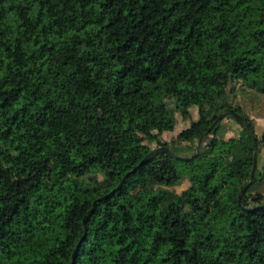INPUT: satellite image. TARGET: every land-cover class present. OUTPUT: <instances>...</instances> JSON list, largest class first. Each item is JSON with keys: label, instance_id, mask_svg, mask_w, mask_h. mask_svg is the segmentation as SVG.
<instances>
[{"label": "trees", "instance_id": "1", "mask_svg": "<svg viewBox=\"0 0 264 264\" xmlns=\"http://www.w3.org/2000/svg\"><path fill=\"white\" fill-rule=\"evenodd\" d=\"M238 81L264 94V0H0V264H264L254 141L210 129L254 130ZM194 105L198 155L138 165Z\"/></svg>", "mask_w": 264, "mask_h": 264}, {"label": "rangeland", "instance_id": "2", "mask_svg": "<svg viewBox=\"0 0 264 264\" xmlns=\"http://www.w3.org/2000/svg\"><path fill=\"white\" fill-rule=\"evenodd\" d=\"M228 89L232 90L227 96V101L233 105H238L241 111L253 120L254 133L256 137L262 138L264 135V94H259L254 90L247 89L240 81L235 82L234 85H230ZM186 93L189 96H192L190 90H187ZM193 97L194 99L198 98L197 95H194ZM189 112L191 116L187 120L183 119L180 113L176 114V124L173 131L157 132L159 139L162 142L167 143V147L181 157L188 153L185 149V145H187L189 141L188 138L192 137L197 130L202 128L198 123L199 111L197 106H191ZM192 122L193 125H191ZM237 122L238 121L233 116L224 118L221 127L217 132V136L230 141L238 140L243 129L238 124L239 122ZM178 134H180L179 138ZM154 145L155 144L153 143L141 144L137 150L135 158H143V156L148 153V148H152ZM257 167L259 169H264V147L261 148L260 153L257 155ZM188 186L189 182L186 179H183L178 185H175L170 189L181 194ZM137 188L138 187L135 189ZM262 201H264V198L255 193L243 198L244 206L249 207L257 205Z\"/></svg>", "mask_w": 264, "mask_h": 264}, {"label": "water", "instance_id": "3", "mask_svg": "<svg viewBox=\"0 0 264 264\" xmlns=\"http://www.w3.org/2000/svg\"><path fill=\"white\" fill-rule=\"evenodd\" d=\"M226 115H232L240 124H243L247 130L249 131L253 141H254V152H253V159H252V166H251V170H250V175H249V181L248 183H246L243 188L239 191L238 193V204L239 205H242V196L243 194L245 193V191L247 190V188L250 186V184L254 181L253 177H254V172H255V169H256V166H257V138L255 136V133H254V130L251 128L250 124L247 122V121H244V118L239 115L236 111H234L233 109L231 108H228V109H225L224 111H222L221 113H219L216 117V119L213 121V123L211 124L210 126V129L219 121H221ZM207 134V132L205 133ZM203 138H204V135L200 136L198 141H197V144L195 146V151L194 153L189 156V157H181V156H178L176 154H174L170 149L169 147L167 146H158L154 149H152L151 151H149L139 162L138 165H142L143 163L149 161L150 159L154 158L155 156L159 155V154H167V155H170L171 157L173 158H176V159H181V160H185V161H188V160H191L193 158H195L199 151H200V146H201V143L203 141ZM127 175V174H126ZM125 175V176H126ZM125 176L122 178V180L120 181V183L118 184V187L119 188L125 178ZM94 208V205L92 207V209L85 215L84 219H83V224L85 226L86 224V221L89 217V214L92 212ZM243 209L244 210H248L250 211L251 208H248V207H245L243 206ZM77 247L78 245L76 246V248L74 249L73 251V258H74V255H75V252L77 250Z\"/></svg>", "mask_w": 264, "mask_h": 264}]
</instances>
